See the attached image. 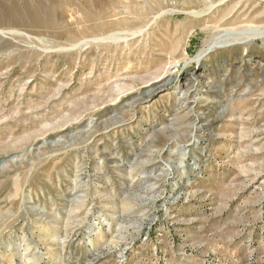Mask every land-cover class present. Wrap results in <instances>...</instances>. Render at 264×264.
I'll list each match as a JSON object with an SVG mask.
<instances>
[{"label": "rangeland", "instance_id": "374dc122", "mask_svg": "<svg viewBox=\"0 0 264 264\" xmlns=\"http://www.w3.org/2000/svg\"><path fill=\"white\" fill-rule=\"evenodd\" d=\"M0 264H264V0H0Z\"/></svg>", "mask_w": 264, "mask_h": 264}, {"label": "bare ground", "instance_id": "6f19581e", "mask_svg": "<svg viewBox=\"0 0 264 264\" xmlns=\"http://www.w3.org/2000/svg\"><path fill=\"white\" fill-rule=\"evenodd\" d=\"M51 5V4H50ZM23 8H20V11H21V13L24 15V13H25V11L24 10H22ZM189 12V11H188ZM190 12H193L192 10H190ZM143 13V12H142ZM196 13V12H195ZM145 14V13H144ZM32 16L34 17V19H36V20H38V17L36 16V13H35V11H33L32 12ZM33 19V18H32ZM33 19V20H34ZM29 23V22H28Z\"/></svg>", "mask_w": 264, "mask_h": 264}]
</instances>
